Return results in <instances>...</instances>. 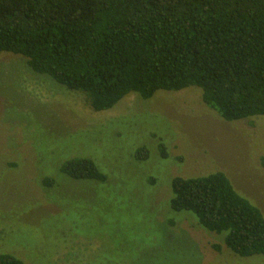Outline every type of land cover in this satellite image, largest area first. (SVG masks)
Instances as JSON below:
<instances>
[{
  "label": "rangeland",
  "instance_id": "rangeland-1",
  "mask_svg": "<svg viewBox=\"0 0 264 264\" xmlns=\"http://www.w3.org/2000/svg\"><path fill=\"white\" fill-rule=\"evenodd\" d=\"M78 158L106 181L59 172ZM263 158L264 116L225 122L199 89L131 94L96 113L22 57L0 54V254L24 264H264L170 209L174 178L220 172L264 216Z\"/></svg>",
  "mask_w": 264,
  "mask_h": 264
},
{
  "label": "trees",
  "instance_id": "trees-1",
  "mask_svg": "<svg viewBox=\"0 0 264 264\" xmlns=\"http://www.w3.org/2000/svg\"><path fill=\"white\" fill-rule=\"evenodd\" d=\"M2 53L81 94L96 113L131 94L195 88L225 122L264 116V0H0ZM135 156L147 159L144 148ZM59 172L106 181L86 158ZM171 192L170 209L194 215L235 256L264 257V216L223 173L176 177ZM0 264L24 263L0 254Z\"/></svg>",
  "mask_w": 264,
  "mask_h": 264
}]
</instances>
